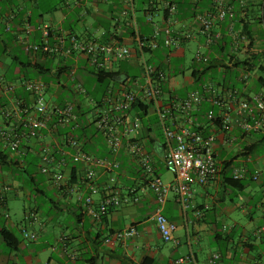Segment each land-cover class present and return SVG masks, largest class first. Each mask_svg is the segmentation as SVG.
Masks as SVG:
<instances>
[{"label":"crops","instance_id":"1","mask_svg":"<svg viewBox=\"0 0 264 264\" xmlns=\"http://www.w3.org/2000/svg\"><path fill=\"white\" fill-rule=\"evenodd\" d=\"M146 1L149 7L152 0ZM165 1L168 0H159L162 10ZM261 1L247 0L248 9L245 15H241L242 11L239 9L233 11L231 18L234 19V26H241L245 35L251 40L247 53H237V59L240 62L261 52L264 57V10L260 6ZM60 3L62 5L58 7L49 5L47 0H0L1 83L3 85L10 82L17 84L22 78L40 79L49 84V100L57 103L64 97L61 96L64 91L68 94L72 91L79 95L74 91L76 80H68L63 73L74 69L79 80L84 82L90 77L87 70L92 69L82 55L69 58L55 55L32 59L29 52L27 56L26 46L38 43L40 40V32L37 28L48 25L51 30V42L56 36L74 35L82 41L118 40L134 51L136 49L134 36L128 34L130 30L127 27L133 20L135 23L138 21L136 13L140 9L138 3H136L138 6L135 4V0H132L130 4H127L125 0H60ZM146 10L142 12L138 30L142 35L148 36L155 26L151 24V15L159 11L162 14V10L154 9L145 13ZM71 15L77 18L72 20ZM261 16L263 21L259 22L258 19ZM172 21L176 22L175 25L172 24V27L178 31H184L192 22L191 18L177 19L176 15L173 16ZM156 25L165 27L166 17L162 15L161 22ZM109 27L113 30L109 31ZM190 43L197 47L193 41L180 42L170 56L171 61L185 57L184 51ZM163 50L165 51L163 47H160L156 54L155 52L153 55L144 53V58L153 56L155 61L163 64ZM13 62L16 67H11ZM18 62L29 65L35 63L34 65L44 71L38 75L37 70L28 66L18 71ZM246 63H241L237 67L231 66L230 75H225L222 83L224 89L233 85L240 87L242 98L255 93H264L256 85L258 72L251 66L250 60ZM223 66L225 65L220 64L215 68L213 76L218 77V82L223 78L219 75V72L224 70ZM131 68L136 69L135 76L140 74L139 53L136 51L128 60H111L105 65L103 72L119 73L115 83L109 86L112 91L129 86L130 78L127 79L125 74L130 72ZM59 71H62V74L56 78L55 75L59 74ZM243 73L248 75L246 81L239 79ZM190 75L189 67L176 74L170 72L167 86L170 90L178 92L189 89L193 83ZM27 97L20 87L15 88L13 93L5 92L2 87L0 90V228L15 229L18 234L24 228L28 233H35L37 238L35 241H29L21 237L16 250L10 251L0 236V264H90L87 260L91 258L96 259L93 264H139L142 257L151 259L152 264H175L178 257L189 254L193 257L195 264H207L208 256L214 252L220 254L218 264L264 262V259L259 260L261 256L264 257V242L260 236L256 235L257 229L264 227V212L260 206L264 198V166L261 181L259 183L250 181L242 191L226 187L222 183V175L218 173L205 185L197 184L194 179L187 181L185 205L177 201L175 192H170L162 206V214L174 224L175 228L171 240L163 242L151 219L156 207L153 195L139 180L140 173L136 175L132 172L131 163H135L126 151L119 152L117 160L119 157L122 158L128 166L122 171L116 170L110 174L115 178V186L122 196L126 195L128 188H134L138 191V201L110 208L102 220L91 214V211H96L100 196H93L90 209L84 206L77 196H86L88 189L74 175H70L71 178L57 189L46 176H36L30 181L24 174L19 173L24 164L25 153L29 152L38 158L36 149L38 150L44 143L53 144L52 137L28 134L21 139L18 149H14L5 139H2L1 132L10 126V122L5 119L2 111H5V108L12 110L16 101ZM63 101H66V98ZM12 123H16V120ZM211 128L210 125L203 126L207 132L211 131ZM229 135L234 138V141L226 140L228 135L216 133L219 152L217 163L220 166L224 160L231 159L237 153L238 146L244 143L251 144L255 140L252 133L245 135L238 127H234ZM156 147L158 151L155 165L159 169L157 174L160 177V171L163 170L160 144H156ZM97 149L103 157L110 156L105 142L103 145L98 144ZM253 157H256L257 161L251 163L252 166L262 167L264 150L259 156ZM69 171L65 170V173L68 175ZM108 175L103 170H98L96 173L95 183L101 191L100 195L104 193L103 187L108 184ZM164 183L172 185L173 177ZM27 185L31 187L30 190ZM48 190L53 193L49 194ZM238 197L245 204L253 203L255 208L260 207V214L254 217L249 212L246 213L244 209L246 205L243 204L242 207L239 206L241 212L255 225L240 227L237 223L236 225L233 223L231 230L223 231V225H219L220 219L228 217L235 206L233 199ZM19 200L27 202L22 204L21 212L17 215ZM9 209L17 216L16 223L11 222ZM26 212L33 213L35 219L24 221ZM130 226H133L137 233L130 239H117L116 233ZM216 234L221 236L218 243L214 240ZM235 235L236 242L233 240ZM96 236L99 237L95 239ZM106 238L108 242H104ZM220 242H223V245H220Z\"/></svg>","mask_w":264,"mask_h":264},{"label":"built area","instance_id":"2","mask_svg":"<svg viewBox=\"0 0 264 264\" xmlns=\"http://www.w3.org/2000/svg\"><path fill=\"white\" fill-rule=\"evenodd\" d=\"M130 4L132 0H125ZM247 0H207L198 8L191 18V24L178 31L172 24L173 16L176 15V4L172 1H165L166 26L155 25L153 32L147 37H140L138 26L135 21L131 22L134 31V41L139 53L140 77L130 82L129 86H123L118 90L107 92L101 97V102L97 106L92 100L86 98L85 91L81 84L74 85V91L85 97L93 110L94 126L105 142L110 156L93 157L82 150L81 143L70 136H61L59 141L54 140L53 135L57 128L66 125H76L77 115L74 111V103L63 101L57 103L49 100V84L40 79L22 78L17 84L12 82L1 87L5 92L13 93L15 88L20 87L27 94V98H21L15 102L12 110L2 111L5 119L10 122L5 131L1 132L2 139L16 149L19 147L21 139L28 134H35L40 137L49 136L53 138L52 147L44 143L38 152V171L45 175L51 183L60 189L62 184L69 180L65 170H70L66 158L76 165L73 172L75 178L88 189L86 196L78 195L77 199L88 209L93 203V196L99 195L96 211H91L95 217L103 214L110 208H116L123 203H136L139 195L134 188H128L126 195L122 196L115 186V178L111 172L119 169L117 154L121 151L133 159L135 165L141 170L144 177V188H146L154 198L156 203L152 214L156 231L163 242L171 240L174 224L167 220L162 214V206L166 202L170 192L177 194V201L185 205L186 182L194 179L199 185H205L212 180L215 175L221 172V166L217 163L218 146L216 144V133L214 121L219 119V130L227 132L232 127H238L247 135L251 131H258L264 121V94L255 93L248 98H242L236 91H226L219 93L213 84L204 85L203 94L197 91H188L184 97L176 94L162 93L159 83L165 81L167 73L146 63L143 48L151 51L162 46L165 51L164 64L170 62V56L182 41H193L197 48L192 55L193 63L200 66H207L210 59L206 53L210 51L216 41H220L223 35L226 36L230 54L247 53L251 46V40L245 35L242 29L234 27V9H239L241 15H245L248 9ZM228 21V22H227ZM226 23L224 30L221 27ZM40 32L38 43L27 45L32 59L37 57H49L61 55L72 57L82 55L90 68L95 71H104L105 65L111 60H120L132 57L135 51L122 44L118 40L100 42L98 40H78L74 35L56 36L51 42V30L48 25L37 28ZM215 63L232 66L233 61H219L222 55L212 52ZM169 68V67H168ZM64 76L75 81L76 71L73 69L64 73ZM240 81H246L248 75L243 73L239 77ZM203 101L219 107L218 114L208 111L205 119L210 124L211 131L204 134L201 130H193V119L190 117L191 111L198 107ZM135 104L146 105L151 109L157 119L162 136L163 144L161 149V163L164 171L168 172L174 180L172 185L162 182L155 165L158 148L156 144L147 147L146 139H143L141 126L132 112ZM141 106V107H142ZM16 120V123H12ZM225 134V133H223ZM226 140L232 142L234 138L227 133ZM57 142V143H56ZM58 157V158H57ZM258 160H260L258 158ZM228 162L229 160H224ZM257 161L256 157L247 156L235 159V163L230 164V176L234 180L250 179L253 183H259L262 179L261 166L252 165ZM98 170L107 172L108 184L103 187L104 193L100 195V189L96 185V173ZM264 212V198L262 202ZM199 214V213H197ZM24 221L35 219L31 212L24 214ZM233 228L222 226L223 231ZM23 237L29 241H35V233H28L21 229ZM136 229L130 226L118 231L116 237L119 240L130 239L136 234ZM256 235L260 236L264 242V227H259ZM108 238L104 242H108ZM220 254L211 253L207 258V264H218ZM175 264H195L193 257L189 255L178 257ZM264 264V262L259 263Z\"/></svg>","mask_w":264,"mask_h":264},{"label":"trees","instance_id":"3","mask_svg":"<svg viewBox=\"0 0 264 264\" xmlns=\"http://www.w3.org/2000/svg\"><path fill=\"white\" fill-rule=\"evenodd\" d=\"M206 1L207 0L172 1L173 3L176 4V17H177V19L183 18L184 20H186V18H192L193 15L195 14L196 10L198 8L201 9V7L206 3ZM160 4L161 3L159 2V0H152V2L150 3V5L148 7L149 9H147L145 11V13L151 12L154 9H157L158 11L162 10V7ZM260 6L262 7V10H264V0L261 1ZM263 13H264V11H263ZM162 15L164 18L166 17V10L165 9L162 10ZM263 18H264V15H263ZM258 20H259V22L263 21L262 16H261V18L259 17ZM225 26H226V23H224L222 28L224 29ZM234 27L238 28V29L240 28L243 30V28L241 26H239V27L234 26ZM127 28L130 30V31H128V34H130L131 36H134L133 27L131 25H129ZM138 34L140 37H147V35L146 36L142 35L139 30H138ZM186 42H188V41H186ZM135 46H136V44H135ZM160 47H162V46H159L157 49H155L153 51L144 47L143 53H146L148 55H153V53L155 52V54H156V52H158L160 50ZM134 51L137 52V49H134ZM165 51L163 50V56L164 57H165ZM211 51L217 52L219 55H222V57H220L219 61H233L232 66H234V67H237L241 63L247 64L246 62L248 60H250V62L252 64L251 66L254 69H256V71L259 74L257 79H256L257 88L259 90L262 89L264 91V57H263V52H261L257 55L250 56V58L244 59L243 62L242 61L240 62V60L237 59V53L236 52L230 54V50L228 47V41H227V38L225 35H223V37L220 41L214 42L210 51L206 53V56L208 57V59L212 60L209 62V64L207 66L204 67V66L194 64L193 59H192V55H191V58L188 60V67H189V70L191 71L190 76L193 80V83L189 89H185L183 91L179 90V92H178L177 90H170L169 87L167 86V81H168V78L170 76V72H172L173 74H176L177 72L178 73L182 72L186 68L183 66L184 63L186 62V57H181V58L177 59V61L176 60L171 61V59H170L169 65L164 64V63L163 64L158 63L157 61H155L152 58L153 56H151L145 60H146V63L148 65H151L157 69H161L162 71H165L167 73L165 81H161L159 83V85H160L159 87H160V90L162 93H167V94L173 93V94H176V95L181 96V97H184L188 91H197L200 94H203L204 85L207 83H210L216 87V89L219 91L220 94L231 90V91H236L240 97L243 96V94L239 91L240 87H238V86L233 85V86L225 88V89L222 87V83L224 82L225 75H230L229 73H231V71H230L231 66L230 67L223 66L224 70L219 72V75L223 76V78L219 82L217 80L218 77L213 76L215 74V68L217 67V65H220V64L218 62L215 63L216 61L212 59L213 54L211 53ZM28 55H29V51L27 53V56ZM14 60H16V59H14ZM34 64L35 63H32V64L30 63V65H31L30 66L28 63L24 64V63L18 62V65H19L18 71H20V69H22L26 66L37 70L38 75L44 71L42 68H40L39 66L34 65ZM139 65H140V63H139ZM11 67H16L14 62L11 64ZM168 67H169V70H168ZM62 71H59V74L55 75L56 78H59V76L62 74L61 73ZM87 72L90 76L89 79L87 78L84 80V82H81L79 80V77L75 76V80H76V82H81V86L83 87V89L85 91L86 98L92 100L98 106L101 102L100 101L101 97H103L107 92L112 91L109 88V86L111 84L115 83V78L117 76H119V73H114V72L105 73L103 71L95 72L93 70H87ZM23 75H24V73H23ZM125 76L127 77V79L130 78L129 80L131 82L134 79L139 78L140 74L138 76H135L134 74H130V72H127L125 74ZM218 87H220V88H218ZM61 96H64L66 98V101L74 103V111L77 115V123H76V125H66L64 127L57 128L56 132L53 135L54 140L59 141V137H61V136L73 137L81 143V147H82L83 151L91 154L93 157H103L101 155V153H99L98 149L96 150L97 145L98 144L103 145L104 141H103V138L101 137L100 133L97 131V129L94 126L95 118H94V115L91 114V111L93 110L91 105L88 103V101H86L85 97H83L81 95L79 96V95L73 93L72 91H70L69 94L64 91L61 94ZM64 97L62 99H59L58 103H62L63 100L65 99ZM246 98H248V97H246ZM141 106H142L141 104L133 105L132 112L135 115V118H137V120L141 126V133L143 135V139H146L147 147H149V145H151V144L162 145L163 144V136H162V133H161V130H160V127H159V124L157 122L156 117H155V120H156V123L158 124V129H154L152 127L151 121L148 118V113L150 110L149 107L146 105H143L142 107ZM208 111H213V113L215 115H217L218 111H219V107L211 105L208 102L203 101L198 107H195V109L193 111H191V113L189 115L193 119V122H194L193 124H196V123L199 124L198 127H195L193 125L191 127L193 130H201L204 134H207L210 132V131L207 132V130L203 129L204 125H208V126L210 125L208 123V121L205 119V115ZM218 121H219L218 118H216V121H214V125L216 126L215 128L218 131L217 133H222V134L225 133L223 135H227V133H229L234 128V127H232L227 132H224V131L221 132L219 130ZM250 133H252V135H254V137H255L254 142L251 144H245L244 143V144L238 146V151H236L237 153H235V155H233L232 158L229 159L228 162L223 161L224 165L222 166L221 172H220V174L222 175V180H223L222 183L226 187L228 186L230 188L236 189L237 191H242L244 189V187L246 186V184H248L250 182V179L249 180L248 179L247 180L246 179H242V180L232 179V177L230 176V164H232V162L239 157L245 158L247 156H259V154L264 150V121H263L262 126L260 127V129L258 131H255V132L251 131ZM50 147H52V145H50ZM16 149H18V148H16ZM40 149H41V147H39L38 150L37 149L35 150L36 154H38ZM218 154H219V152H218ZM23 160H24V164L21 167L19 173L24 174V176L29 178L30 181L35 179L37 174L43 175V174L39 173V171H38L39 159L37 158L36 155H33V154L27 152V153H25ZM66 160L68 161L67 164H68V167L70 168L71 175H73V172L76 170L77 167L68 158H66ZM118 161H119V169H118L119 171L124 170V168L126 166H128V164H126L127 162L125 160H123L122 158L119 157ZM249 166L252 167V165H249ZM131 167H132V172L134 174L137 175L138 173H140L141 178L139 180L144 182V177L141 173V170L135 164H132V163H131ZM43 176H45V175H43ZM260 206L262 207V203ZM107 211H105L103 214L99 215L100 220L103 219V216L107 213ZM19 233L20 234H18L15 229L14 230H8L6 228H0V236L10 251L16 250L17 245H18L19 241L21 240V237H23L22 230H20ZM98 237L99 236H96L95 239H97ZM226 239L227 238H225V240ZM214 240L216 241V243H218L221 240L220 234H216V236L214 237ZM95 260H96L95 258H91V259H88L87 262L90 264H93V262ZM152 263L153 262L151 259H149L147 257H142L139 264H152Z\"/></svg>","mask_w":264,"mask_h":264},{"label":"rangeland","instance_id":"4","mask_svg":"<svg viewBox=\"0 0 264 264\" xmlns=\"http://www.w3.org/2000/svg\"><path fill=\"white\" fill-rule=\"evenodd\" d=\"M47 1H48L49 5H57L58 7L62 5V3H60V0H47ZM136 3H138L139 8H140L137 11V13H136L137 20H138V21H136V25L138 26V23L142 20V12H143V10L147 9L148 5H147V1L146 0H135V4ZM74 18H77V17H75L74 15H71V19L73 20ZM161 20H162V14H161L160 11L155 13V14H153V15H151V24H153V26L158 24V23H160ZM112 30H113L112 27H109V31H112ZM196 48H197L196 45L193 44V43H190V44H188V46H186V49L184 51L185 52V57H186V62L183 65L184 67H188V60L191 58V55H193V53L195 52ZM134 73H136V69L131 68L130 74H134ZM148 118L151 121L152 127L154 129H158V124L156 123L154 113H153V111L151 109L149 110ZM39 176H40V174L39 175L37 174V177H39ZM171 178H172V176L168 172H166L164 170L160 171V179L162 180V182H167V180H169ZM27 188L30 190L31 187L29 185H27ZM48 193L52 194L53 192L51 190H48ZM233 200H234L235 206L233 207V209L231 210V212L229 213L227 218L220 219L219 225H221V226L222 225H226L228 227L230 225H233V223L234 224L237 223L238 226H240V227H248V226L255 225V223L250 222L248 220V218L241 212V208L240 207H242L243 204H245V203H243L239 197L238 198H234ZM26 202L27 201H25V200H19L18 207H17V209H18L17 210L18 211L17 215H19L20 212H21L22 204L26 203ZM245 205L246 206H245L244 209H246L245 210L246 213L249 212L254 217H258V215L260 214V207L259 208H255L253 206V203H247ZM9 214H10L11 222L12 223H16L17 222V216H15V213L11 209H9ZM236 235L233 236L234 242L237 241V236ZM220 245H223V242H220ZM263 259H264V257L261 256L259 260H263ZM250 264H252V263H250Z\"/></svg>","mask_w":264,"mask_h":264}]
</instances>
